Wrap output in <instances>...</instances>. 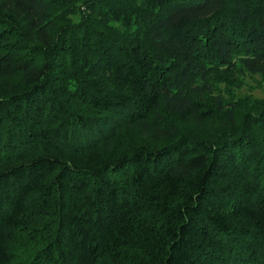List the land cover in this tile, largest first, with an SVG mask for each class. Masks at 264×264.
Wrapping results in <instances>:
<instances>
[{
    "label": "trees",
    "instance_id": "16d2710c",
    "mask_svg": "<svg viewBox=\"0 0 264 264\" xmlns=\"http://www.w3.org/2000/svg\"><path fill=\"white\" fill-rule=\"evenodd\" d=\"M264 0H0V264H264Z\"/></svg>",
    "mask_w": 264,
    "mask_h": 264
},
{
    "label": "rangeland",
    "instance_id": "374dc122",
    "mask_svg": "<svg viewBox=\"0 0 264 264\" xmlns=\"http://www.w3.org/2000/svg\"><path fill=\"white\" fill-rule=\"evenodd\" d=\"M237 95L239 97L250 95L253 99H262L264 98V82L260 79L247 77L238 87Z\"/></svg>",
    "mask_w": 264,
    "mask_h": 264
}]
</instances>
